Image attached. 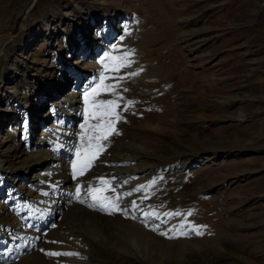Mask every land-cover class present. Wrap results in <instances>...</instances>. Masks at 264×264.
Returning <instances> with one entry per match:
<instances>
[{"label": "rangeland", "instance_id": "rangeland-1", "mask_svg": "<svg viewBox=\"0 0 264 264\" xmlns=\"http://www.w3.org/2000/svg\"><path fill=\"white\" fill-rule=\"evenodd\" d=\"M107 1L109 3L102 5L97 0H0V30L16 36L21 26L26 21L30 22L29 33L25 36V53L28 55H20V59L28 62L27 72L31 76L34 75V68L38 69L43 81L40 89L36 86L33 89L26 82H8V94L16 85L17 94L23 96L20 91L27 90L25 95L33 101L28 109L29 151L33 150L34 141L44 138L42 125L44 128V125L52 123L48 113L51 105L74 87L72 76L59 81L57 73H53L45 80L44 72L53 60L56 64L67 57V50H62L63 53L56 58L58 61H55L56 49L66 40L63 35L68 28L66 21L71 26L74 18L85 17L84 21L88 23L90 16H105L103 12L111 17L120 13L128 17L126 14H129L134 23L128 17L133 24L129 23L125 30L124 17L113 19L115 24L109 40L112 45L118 39L117 43L121 42L124 47L123 53L134 51L131 57L133 66L120 69L121 77H126L121 79V83L128 78L130 69L138 67L141 70L142 63L150 62L153 75L149 77L153 80H143L146 92L142 91V94L163 98L162 113L173 111L170 119L181 120L174 132L177 137L171 135L168 144L173 146L180 139L196 137L188 148L179 149L180 154L186 151L190 156L179 159L167 153L171 156L159 160L162 154L154 155L155 164L152 167L157 177L167 175L168 182H171L167 189L172 188L175 202L180 198L188 200L189 208L194 209L191 224L204 225L200 228L203 235L196 239L179 238L178 242L169 238L173 234L157 235V239L153 236L155 248L160 246L161 250L170 251V255L175 253L174 262L164 264H264V0H114L119 4L117 6L110 3L111 0ZM92 23L91 27H97L94 20ZM80 34H86L85 37H89L87 43H90L93 31L90 33L83 29ZM189 44L191 47L187 49ZM97 45L94 41L89 47L86 44L79 47V52L85 54L86 62H89L90 56H96ZM79 56L76 53L69 62H77ZM43 58L46 65L40 62ZM49 70L53 71L52 68ZM89 76L90 71L86 67L80 84ZM126 82L125 85L133 91L144 90L135 86L132 88L130 81ZM105 86V80L98 84L100 94L91 101H103L101 95ZM80 93H83L82 89ZM9 99L3 96L0 102V135L12 133L24 120L20 117L24 109L15 111V103ZM89 105L91 111L86 114L88 117L83 131L94 133L90 125L97 123L95 119L91 120V113L96 109L91 102ZM179 113H185L186 120ZM202 116L206 117L203 119ZM82 125L79 119L74 120L73 130L76 131L73 136L76 132L81 133ZM38 132L40 137H37ZM155 139L154 143L164 145L160 135ZM214 147L216 149L212 153L209 148ZM207 156L211 158L205 161ZM192 159L203 160L188 163ZM180 166L185 169L180 170ZM171 168L174 172L170 174ZM32 171L35 173L36 169L26 174L30 180L34 176ZM24 176L22 173L18 175L17 185L21 184ZM8 182L5 179L3 185ZM87 182L85 176L81 177L80 184L85 187H82L81 197L91 199L86 191ZM184 183L187 191L178 188ZM163 185V181H157L158 196L164 195L166 188ZM178 196L181 197L178 199ZM153 206V210L157 211L158 205ZM188 211L186 207L183 209V218L189 217ZM63 213L62 208L57 214ZM106 241V237L101 236L100 242L106 244ZM196 251L202 252L206 260L198 257ZM184 253L186 256H183ZM132 259V264L139 263L138 259Z\"/></svg>", "mask_w": 264, "mask_h": 264}, {"label": "bare ground", "instance_id": "bare-ground-1", "mask_svg": "<svg viewBox=\"0 0 264 264\" xmlns=\"http://www.w3.org/2000/svg\"><path fill=\"white\" fill-rule=\"evenodd\" d=\"M97 1L102 5L105 4V2H108L107 0ZM111 1L112 2L110 3L116 6L119 5L117 2H114V0ZM103 14L105 16L109 15L107 12H103ZM84 19L85 17L77 20L74 18L71 26L70 22L66 21V27L68 28L64 32L66 34L63 33L64 40L65 38L66 40L56 49L55 61H58L56 58L63 53L62 50H67V57L65 61H58L56 64L54 60L52 61L53 63L50 62V66H48V68H52L53 71H50L49 69H45L46 71L44 70L45 80L48 76L51 77L53 73H57L56 78L59 81H65L67 78L72 76L74 80V87L72 86L73 88L71 87L72 90L69 93L61 96L60 99L51 105L52 107L48 113L51 114L50 117L52 119V123L50 125H44V128L42 125L41 129L43 130L41 131L45 133V136L41 140L36 142L34 141L33 150L31 151H29L30 120L28 109L33 104V101L30 97L25 95L27 90L20 91L23 96L17 94L18 90L15 88V84H13L15 86H12V93H7L10 91L8 90L9 80L13 81L12 83L26 82L33 89L35 86L37 89H40V84L43 82L39 77V70L34 68V75L31 76L27 72L28 62L20 59V55H28L25 53V50L27 49L25 36L29 33L30 22L26 21L21 26L20 33L16 36L0 30V102H2L1 100L3 96H7L10 98L8 101L12 100L15 103V111L19 110V108L24 109L20 112V117H24V120L18 125V128L14 129V131L10 134L5 132L0 135V182L3 184L5 179H8L10 182H15L20 173H22V175H26L31 170L36 169L34 175L36 173L37 174L32 177L35 180L41 176L40 171H47L49 169V162L52 161L53 164H56L57 162L62 165V169L60 170V175L58 176V180L56 182L57 184L53 185L55 187L48 186V181H44V183L38 181L35 184L39 188L38 190H41L44 193L50 192L46 195L48 200L52 196L54 200H56V197L58 196L63 199V196H65L67 191L71 192L74 198V188H72L74 179L71 176L72 169L64 171L63 162L53 157H68L69 161L66 162V165L67 167H72V163L76 159V149L81 148L82 151L84 149H89L88 136L93 135V132L90 134H88L89 132H81L78 134L76 132L77 136H75L76 134L73 136L74 131H76L73 130L74 120L79 119L81 125L86 123L85 117L87 116L86 113L89 103H85L84 93L90 92L94 87H98L97 80L101 78L102 74L104 77V75H107L108 73V80L106 82L107 85L116 84V78L121 77L120 71L113 72L111 70L113 67H116L121 63V61L115 58L123 57L125 53V51L124 53L122 52L124 47L121 42L117 43L118 39L115 43L112 42V45L109 44L115 21L113 19H104L103 22L99 21L101 22L99 27L92 30L93 28H91L90 25L93 24V21L91 20L92 22H90L89 25V23H86ZM124 19L126 20V22H123V25L125 24V30V27H127L130 23V19L128 17H124ZM72 28L74 30H72ZM83 29H85V32L91 33V31H93L90 43H87V38L89 37H85L86 34H80ZM73 36H75L74 39ZM94 41L98 43L97 49L95 50L96 56L93 58L90 56L88 60L89 62H86L85 54L80 53L79 50L76 51L74 46L77 45L78 47H81L86 44V46L89 47ZM188 42L190 43V40H188ZM50 45H52V43H50ZM69 45L72 47L69 48ZM189 47H191V44H189L187 49H189ZM188 52L190 53V50H188ZM76 53H79L80 55L77 62L70 63L69 61H71L72 56ZM103 59H105V61L102 63L101 61ZM33 60H36V58H33ZM40 62L43 65H46L45 58L41 59ZM142 64V71L139 70L138 67L130 69V72H138L139 75L128 76V78L122 83L121 80L119 81L120 87L117 93L122 96L123 99L118 101L120 107L115 110L120 116V119L115 124V127L118 129L120 134L113 135L110 137L109 141L104 142L108 145L106 150H104L99 160L95 163V166L85 174V178L88 180L86 186L93 187L94 185H99L102 189L108 188V191H103L104 196L111 197L113 200L119 196L120 198L116 201V203H118L121 209H127L128 215L125 216L118 211L112 216H103L102 214L88 210L87 208L91 210L93 209V207L88 206V202H76L75 198L73 201L65 200L67 202V208H64L59 204L55 206L51 203V199L45 205H42L41 208H36L35 211H32L35 215H38V217L34 216L32 222L24 226L16 221V219H14L12 215L7 212H9V206L11 203L20 200L21 197H29L32 199L34 191L28 188L25 190L23 188V184L21 183L17 185V188L21 190L22 194L10 196L0 185V226L3 227V229L0 230V235L6 234L4 232V228L9 226V235L12 237L10 244L8 242L5 243L6 241L0 240V251L9 254L6 261L4 259H0V264H132V258H135L136 260L138 259V264H164L166 262H174L173 256L175 253L174 255H170V251L165 252L159 248L160 246L155 248L153 239L156 238L157 235H161V232L173 234L175 242L180 241L179 238L196 239L200 237V235L193 234V232L188 228L187 222L191 223L194 215H191L188 218H183L182 215H165V213L183 214V209L185 207L188 210L191 209L189 208L188 200L181 199V196H178V199L180 198L179 201H174L173 198L175 195L171 192L172 188L170 190L167 189V187H170L171 185V182H168L167 175L157 177V173L153 172L154 169L152 167L154 163V155L157 156L158 154H162L159 160L164 159L165 156H171L173 154L179 159L184 157L186 158L188 155L190 156V154H188L185 150V153L181 151L180 154L179 149L181 147H183V149L188 148L192 144V140L196 137L194 136L191 140L180 139L176 141L173 146L168 144V140L171 135H175V137H177V134L174 132L177 131L176 125L179 124V121L181 120L176 118L170 119L169 115L172 116L173 111H166V114L162 113L163 111L161 108L165 102L163 98L149 95V93L142 94V91L146 92L144 88L146 81L144 79L147 78L153 80V78L149 77V75H153V66L151 63L144 62ZM105 65L108 67L106 68ZM86 67L90 71V76L83 84H80L83 77V71ZM143 80L145 82H143ZM126 81H130V87L135 86V88H144V90L135 89V91H133L129 89V85H125ZM81 89L83 90V93H80ZM123 89H127V91H123ZM91 98L92 96L89 97V101ZM108 100L116 101L117 97L109 95L107 97L105 96L103 99V101ZM128 101H132L133 103L128 105ZM126 105L128 106L125 110ZM5 109H7V106ZM179 114H181L183 119L186 118L185 113ZM178 118L180 117L178 116ZM113 119H115V117H113ZM183 128L186 129L187 126H183ZM87 130L89 129L87 128ZM158 135H160V140L164 145L159 146L157 143H154L156 140L155 138ZM81 137H83V140ZM25 139L27 140L25 141ZM206 142L202 143L205 144ZM93 143H95V141ZM165 145H170V147H166ZM209 149L213 153L216 148L214 147ZM60 150L64 151L61 153ZM90 151H95V149H90ZM167 153H170L171 155ZM210 158L211 157L207 156L205 161H208ZM179 168L180 170L185 169L182 166ZM55 169H58V167ZM172 172H174V169L171 168L168 173L171 174ZM99 178L109 180L111 181V184H101L99 182ZM153 181H155V183H152ZM157 181H163V187L164 189L166 188L163 191V196H161V194L158 196L159 194L156 192V189L159 191ZM149 185H151V187H149ZM141 186L144 187L141 188ZM82 187L84 186L82 185ZM163 187L161 186V188ZM178 188L186 189L185 183L183 186L181 185ZM111 189L115 190L113 191ZM86 191L88 194V190ZM41 199L43 198L41 197ZM133 201H135L136 207H133ZM68 202H71V205ZM153 205H158L157 211L155 208L154 211L158 214L159 218H156V216H149L145 218L143 214L145 212L151 213L153 211ZM62 208L64 211H67H65L62 215L57 214ZM49 210L53 213H50L48 218H44V213L49 212ZM133 215L136 217L135 219L131 218ZM182 223L185 224V228L183 230L188 231L189 233L187 236L181 237L179 232L169 231L170 229L174 230L179 228ZM63 224L67 225L64 227ZM12 226L16 228H24L22 231H18L16 228L13 229ZM157 226H159L158 229L154 231L153 229L157 228ZM45 229L46 231H44ZM45 233L48 235L47 238L53 240L51 244L44 236ZM101 236L106 237V244H102L100 242ZM27 239L32 240L30 246L25 245V243H28ZM125 240L126 242H124ZM36 241L40 244L36 246V250L33 253L28 254L34 250ZM163 241H165V239ZM174 241L172 243H174ZM156 242H158V240H156ZM193 242L194 244H199L198 242ZM43 244L48 249V252L78 253L79 255H48V260L38 254L39 248ZM6 245L8 248L5 250ZM10 245L13 246L12 255H10ZM166 245L169 246L168 243H166ZM169 248L167 249L169 250ZM194 249L196 250V248ZM139 251L140 254H138ZM196 253L198 257L206 260V256H204L202 252L196 251ZM184 255L185 253L183 256ZM214 263L215 262L211 264ZM181 264L185 263L182 262Z\"/></svg>", "mask_w": 264, "mask_h": 264}, {"label": "snow or ice", "instance_id": "snow-or-ice-1", "mask_svg": "<svg viewBox=\"0 0 264 264\" xmlns=\"http://www.w3.org/2000/svg\"><path fill=\"white\" fill-rule=\"evenodd\" d=\"M134 55V51H129V52H125L123 57H117L115 59L121 61V63L119 65H117L116 67H113L111 70L113 72H119L121 67H130L131 64L133 63V61L130 59L131 56ZM103 63V61H101ZM105 67L107 68L108 66L105 65ZM142 71V69H141ZM139 75L138 72H129L127 73V76H137ZM126 77H118L117 79V83L114 85H107L105 86V90L109 91L111 94L116 95L117 96V100L113 101V100H108V101H97L95 99H93L91 101V105L93 108L96 109V111H93L91 113V118L95 119L97 121L96 124L94 125H90V127L94 130V134L88 136V141H89V149H84L82 151L81 148H77L76 149V159L73 161L72 163V175H73V179H78L79 177H83L85 176V174L93 167V164L95 162L96 159L99 158V155L106 150L107 148V144L104 143L106 141H109L110 137L113 135H119V131L118 129L115 127V124L119 121L120 116L119 114L115 111L117 108L120 107L118 101L122 100L123 97L120 96L116 89H118L120 87V80L121 79H125ZM104 77L103 74L101 75V83L103 82ZM123 91H127V89H123ZM100 93L97 91V88L94 87L91 89L90 92H85L84 93V98H85V103L88 104L89 103V97L90 96H97ZM133 102L132 101H128V105H131ZM125 106V110L127 108V106ZM102 109V111H101ZM113 117H115V119H113ZM81 139L83 140V137H81ZM95 141V143H93ZM90 149H95V151H90ZM99 182L101 184H105V185H110L111 181L106 180L104 178H99ZM152 183H155V181H153ZM55 187V186H53ZM144 186H141V188H143ZM149 187H151V185H149ZM108 188H96V187H92L89 186L88 188V194L91 195V199L93 201V203L89 204V207H94L97 210L100 211H104L107 212L108 214H114L117 211H120L122 214H124L125 216L128 215V210L127 209H121L118 205V203H116V201L119 200V196H117L115 198V200H113V198L111 197H107V196H103L100 195V193H102L103 191H108ZM111 190H115V189H111ZM81 191H82V184H77V187L75 189V194H74V198L79 201L80 203H86V201L84 199H81ZM45 195H48V193H45ZM130 195V193H129ZM147 198V197H145ZM133 207H136L135 205V201H133ZM193 214L192 210H189L187 213V216H191ZM144 217L147 218L149 216H156V218H159L158 214L155 213V211L153 210V212L149 213V212H145ZM165 215H182L181 213H165ZM131 218L135 219L136 217L133 215ZM188 223V228L191 231H194L196 235H203V233L200 231V228L205 227V226H196V225H192L190 222ZM159 226H157V228H154L153 230H157ZM185 228V224L182 223L179 228H176L174 230L170 229L169 231H176L179 232L180 235H184L187 236L189 233L188 231H184L183 229ZM161 235H168L167 232H161ZM169 238H175L174 236H171ZM41 251H44L43 249H41ZM49 256H59V255H79L78 253H59V252H47L46 253Z\"/></svg>", "mask_w": 264, "mask_h": 264}]
</instances>
